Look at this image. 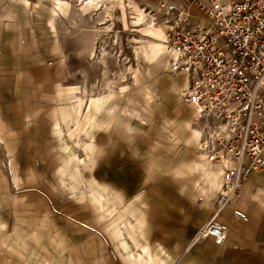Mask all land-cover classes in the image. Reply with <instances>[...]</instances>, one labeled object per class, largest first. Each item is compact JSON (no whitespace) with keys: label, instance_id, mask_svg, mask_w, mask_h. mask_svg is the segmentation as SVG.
<instances>
[{"label":"rangeland","instance_id":"374dc122","mask_svg":"<svg viewBox=\"0 0 264 264\" xmlns=\"http://www.w3.org/2000/svg\"><path fill=\"white\" fill-rule=\"evenodd\" d=\"M81 1L0 0V264H135L129 252L141 251L131 236L146 246L148 200L183 192L184 181L163 171L177 158H201L197 143L184 142L197 141L185 126L192 128L191 110L149 76L150 62L167 63L161 49L150 53L163 27L133 32L127 0H99L88 10ZM39 63L67 71L57 91L40 87ZM124 128L152 131L155 154L120 147ZM151 161L162 175L147 184ZM207 163L193 168L216 180L222 169ZM200 188L206 196L205 183ZM157 257L152 263L165 264Z\"/></svg>","mask_w":264,"mask_h":264},{"label":"built area","instance_id":"2783aa9c","mask_svg":"<svg viewBox=\"0 0 264 264\" xmlns=\"http://www.w3.org/2000/svg\"><path fill=\"white\" fill-rule=\"evenodd\" d=\"M207 1L185 0L160 17L149 14L166 29L169 74L185 78L180 99L201 133L197 153L222 166L216 209L196 235L222 244L226 231L217 218L252 173L264 174V0Z\"/></svg>","mask_w":264,"mask_h":264},{"label":"crops","instance_id":"0c3cea01","mask_svg":"<svg viewBox=\"0 0 264 264\" xmlns=\"http://www.w3.org/2000/svg\"><path fill=\"white\" fill-rule=\"evenodd\" d=\"M204 1L209 4L207 0ZM125 3H132L146 12L141 6L144 5L160 17L161 14L167 12L168 6L182 8L186 2L185 0H127ZM191 9L198 11L195 6H192ZM163 32H166L165 27H163ZM1 33L4 35L2 31ZM162 39H165V36ZM161 50L165 57L164 48L162 47ZM163 62H150L148 65L149 76L164 81L161 92L164 95H179L180 105L185 107L180 101V94L186 84L185 78L184 76L176 78L166 75L167 63L164 67ZM59 66L60 64L53 65V69L52 66L46 67L44 63L33 65V67H39L34 71V77L42 83L40 87L43 90L55 89L57 91L58 87L63 85L61 83L66 80L67 71L65 73ZM156 74L158 76H155ZM144 93L154 96V99L156 97V93L152 90L144 91ZM190 110L191 115H194V111ZM165 130L169 131L167 126ZM188 130L191 134H198L197 141L192 138V135L191 138L188 136L184 140L188 147H194L198 143L199 133L193 128ZM169 139L175 143L180 142L179 138L169 137ZM155 142L156 137L152 131L130 128H124L117 140V144L124 149L143 151L148 147H153L152 154H155L154 151H156ZM175 160L177 167L163 172L171 173L170 175L180 183L184 181L180 184L183 192L170 197L159 196L149 199L143 214L146 235L141 237V244L144 243L146 246H140L137 238L135 239L133 235L131 244L136 245L141 254L153 256L152 259H156V255L161 254V259L157 257V263H162L164 260L165 264H264V174L252 173L239 197L220 213L217 223L226 231V240L219 244L214 237L196 240L195 236L213 214L217 195L223 186V172L214 176L215 180L193 168L194 162L208 164L205 158L201 157L193 162L190 160L188 162L181 157ZM150 165L145 172L147 184L162 175L160 163L151 161ZM220 168L222 169V167ZM208 182L210 183L208 184ZM203 183L207 189L205 197L202 193L204 191L200 188ZM154 250L157 252L153 253ZM128 256L135 264H149L150 261L152 263V260H140V256L134 250H131Z\"/></svg>","mask_w":264,"mask_h":264},{"label":"bare ground","instance_id":"6f19581e","mask_svg":"<svg viewBox=\"0 0 264 264\" xmlns=\"http://www.w3.org/2000/svg\"><path fill=\"white\" fill-rule=\"evenodd\" d=\"M116 1H118V2H122V0H116ZM226 3H229V0H224ZM98 2H99V0H82L81 1V5H82V7L84 8V9H89V8H91V7H95V8H97L98 7ZM129 6L132 8V9H129V10H131L132 11V13H131V15H132V17H131V24H132V28H133V32H138L139 30L141 31V30H149V32L151 33V31H153L154 29H155V24L153 23V20H152V18H151V16H150V14H148V13H146L145 11H143V10H141V9H139L136 5H134V4H132V3H129ZM108 7L107 6H105V10L107 9ZM76 10V9H75ZM100 10V9H99ZM98 10V11H99ZM54 14H56L55 12H54ZM56 16V15H55ZM78 16V15H77ZM58 17V16H57ZM56 17V18H57ZM100 21H103V19H101ZM50 25H51V30L53 31L55 28H54V26H53V22H51L50 23ZM100 25V24H99ZM111 28V26H107V28H106V30L107 29H110ZM108 31V30H107ZM95 32V31H94ZM97 32V31H96ZM148 32V33H149ZM55 33V32H54ZM139 34V33H138ZM143 37V36H142ZM141 37V38H142ZM147 40V39H146ZM165 40V39H164ZM162 39L161 38H157L156 39V41H154L153 40V42L152 43H150V53L153 55V53L156 51V50H158V49H161L162 47L164 48V43L162 44ZM119 42V41H118ZM136 51H137V49H136ZM139 55H140V52L138 51L137 52V58L139 59ZM146 55V54H145ZM163 59V58H162ZM124 75V74H123ZM145 95V97L146 98H150V97H152L151 95H149V94H147V93H145L144 94ZM77 102V101H76ZM80 104V103H79ZM96 104V102H95V100H91V102H90V106H89V110H91V108L92 107H94V105ZM186 125L185 126H187L186 128L187 129H190L191 127H190V122L188 121V122H186L185 123ZM92 127V126H91ZM59 128H58V126H57V128H56V132H57V130H58ZM198 131V130H197ZM198 133H199V139H198V143H199V141H200V136H201V133H200V131H198ZM85 143H87V142H85ZM198 143H197V145H198ZM214 164V163H213ZM216 165H218V166H220V167H222L221 165H219V164H216ZM75 178L76 179H79V175L78 174H76L75 175ZM125 250H128V249H130V246H129V244L127 243V242H125ZM133 251V250H132ZM151 260L150 259V256L147 254V255H143V254H141L140 253V260ZM152 261H153V259H152Z\"/></svg>","mask_w":264,"mask_h":264}]
</instances>
